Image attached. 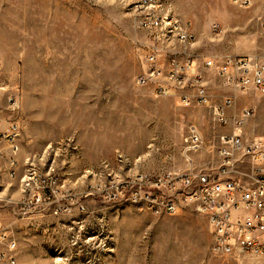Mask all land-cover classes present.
Masks as SVG:
<instances>
[{"label":"rangeland","instance_id":"obj_1","mask_svg":"<svg viewBox=\"0 0 264 264\" xmlns=\"http://www.w3.org/2000/svg\"><path fill=\"white\" fill-rule=\"evenodd\" d=\"M136 1L0 0V133L15 124L19 146L12 156L2 145L0 251L15 264H264V254H215L208 219L190 207L156 215L117 198L140 174L223 170L237 179L252 165L221 166L220 136L232 130L217 121V98L185 106L155 96L154 83L136 86L149 35L137 27ZM152 1L153 12L214 37L218 10L264 12V2ZM160 63L157 81L167 82ZM247 110L255 129L242 136L264 139V111ZM189 126L204 144L186 153Z\"/></svg>","mask_w":264,"mask_h":264},{"label":"built area","instance_id":"obj_2","mask_svg":"<svg viewBox=\"0 0 264 264\" xmlns=\"http://www.w3.org/2000/svg\"><path fill=\"white\" fill-rule=\"evenodd\" d=\"M231 2L243 8L251 5L250 0ZM133 5L138 14V29L149 33L146 36L147 42L144 43L145 54H142L146 67L135 78L136 86L151 82L156 84L153 91L155 96L176 95L185 106L191 103L207 104L205 83L189 61L191 55L187 52L188 46L193 44L194 38L187 26H182L167 14L153 12L152 0H137ZM218 29L215 26V30ZM160 61H167L170 67L167 82L157 81L161 74ZM178 61H186V67ZM204 67L213 68L227 85L240 89L255 87L259 93L264 94V64L253 57L212 58L205 60ZM184 81L195 89L194 95L184 94V89L176 94V89ZM230 103L231 100L226 99L224 105ZM216 116L218 123L228 124L222 109L216 110ZM247 116L249 111L244 110L243 117ZM231 130L232 132L220 136L221 166L230 167L234 163L240 165L246 158L252 163L250 171L236 172L237 179L223 178V170L218 173L200 169L172 171L155 178L140 174V178L127 179L120 186L123 194L117 198L141 211L156 215H174L181 209L190 207L208 219L212 251L215 254H264V139L242 136V120L235 121ZM17 131V126L10 124L0 133V158L3 156V143L8 145L12 156L18 152ZM183 144L186 153L202 148L203 140L194 126L187 128ZM10 165H16L13 158ZM1 179L0 172V181ZM14 247V244L9 245L11 250ZM0 264H15V259L0 251Z\"/></svg>","mask_w":264,"mask_h":264},{"label":"crops","instance_id":"obj_3","mask_svg":"<svg viewBox=\"0 0 264 264\" xmlns=\"http://www.w3.org/2000/svg\"><path fill=\"white\" fill-rule=\"evenodd\" d=\"M251 5L246 8H252L254 3L264 2V0H250ZM242 8V7H241ZM264 12L255 10H218L214 15L213 22L219 27L218 37L212 36L209 29L201 31L198 34L196 24H189L190 32L194 34L195 41L188 54L191 67L195 71H202L204 86L206 88L207 98L213 103L217 98L223 105L226 99H230V105H224L223 115L228 121L229 127L237 120H242V130L254 131L251 116L243 117V111L258 110L264 111V94L259 93L255 87L240 89L227 85L220 77L210 75L208 69L204 67V61L212 58H239L250 56L261 64H264ZM213 47L216 51H211ZM219 92V96L215 93ZM187 93L194 95L190 90ZM258 125V124H256ZM260 127V126H259Z\"/></svg>","mask_w":264,"mask_h":264},{"label":"bare ground","instance_id":"obj_4","mask_svg":"<svg viewBox=\"0 0 264 264\" xmlns=\"http://www.w3.org/2000/svg\"><path fill=\"white\" fill-rule=\"evenodd\" d=\"M25 165H27V164H25ZM24 177V176H23ZM22 177V178H23ZM132 178V177H131ZM134 178H140V175H137V176H135ZM122 180V179H121ZM115 183H118V182H115ZM125 184V181H124V183L122 184V185H124ZM25 192V191H24Z\"/></svg>","mask_w":264,"mask_h":264}]
</instances>
